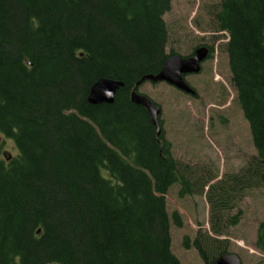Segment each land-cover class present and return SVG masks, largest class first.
Listing matches in <instances>:
<instances>
[{
  "label": "trees",
  "instance_id": "16d2710c",
  "mask_svg": "<svg viewBox=\"0 0 264 264\" xmlns=\"http://www.w3.org/2000/svg\"><path fill=\"white\" fill-rule=\"evenodd\" d=\"M170 10L171 0H0V136L18 149L0 154V264H182L171 238L182 216L166 196L203 192L162 120L158 135L131 99L176 54ZM212 16L257 150L231 180L253 188L264 183V0H219ZM101 78L124 83L111 104L88 100ZM226 185L207 193L213 236L184 238L204 264L229 253ZM255 246L264 254V219Z\"/></svg>",
  "mask_w": 264,
  "mask_h": 264
},
{
  "label": "rangeland",
  "instance_id": "374dc122",
  "mask_svg": "<svg viewBox=\"0 0 264 264\" xmlns=\"http://www.w3.org/2000/svg\"><path fill=\"white\" fill-rule=\"evenodd\" d=\"M218 4L219 0H171V10L164 15L169 28L167 54L188 56L200 44L214 47V55L203 64L202 72L187 79L198 96L182 93L166 82L145 81L139 92L162 109L163 129L172 143L174 157L189 167L192 181L203 192L180 198L179 186L169 190L168 212L178 211L183 223L178 227L172 222V252L182 264H204L196 248L184 246V238L193 241L200 229L213 236L207 193L211 185L227 182L228 190L235 189L230 191L231 202L223 217L227 221L236 217L232 222H237L219 239L228 241L229 253L237 254L242 264H264V254L255 246L264 219V183L258 181L256 187L241 189L231 180L250 169L257 150L249 123L236 101L226 52L228 36L214 29L212 13ZM0 137L2 158L16 156L15 143Z\"/></svg>",
  "mask_w": 264,
  "mask_h": 264
},
{
  "label": "water",
  "instance_id": "95a60500",
  "mask_svg": "<svg viewBox=\"0 0 264 264\" xmlns=\"http://www.w3.org/2000/svg\"><path fill=\"white\" fill-rule=\"evenodd\" d=\"M209 50L207 47H198L192 56L184 57L179 54L170 56L161 71L154 75L144 76L131 93L132 101L143 106L152 118V122L161 134L160 115L161 109L149 97L139 92V87L145 81L154 83L166 82L187 94L194 95L196 91L184 78L185 74H198L202 71V62L207 59ZM124 86L122 81L108 78L99 79L91 88L89 102L92 104H111L115 100L117 91ZM40 232V231H39ZM212 264H242L240 257L235 253H225L219 256Z\"/></svg>",
  "mask_w": 264,
  "mask_h": 264
},
{
  "label": "flooded vegetation",
  "instance_id": "af4514ba",
  "mask_svg": "<svg viewBox=\"0 0 264 264\" xmlns=\"http://www.w3.org/2000/svg\"><path fill=\"white\" fill-rule=\"evenodd\" d=\"M202 46H205V47H207L208 48V50H209V53H208V56H207V59H205L203 62H202V70H203V64L204 63H206L207 61H209L210 59H212V57H213V55H214V47H213V45H211L210 43H208V44H200L199 46H197V47H195V49L192 51V53L191 54H189L188 56H192L193 54H194V52H195V50L198 48V47H202ZM188 56H185V57H188ZM202 72V71H201ZM200 72V73H201ZM200 73H198V74H200ZM198 74H194V73H191V74H185L184 75V78L186 79V81L189 83V81L187 80L188 79V77H190V76H193V75H198ZM190 84V83H189ZM170 85V84H169ZM171 86V85H170ZM191 86V85H190ZM173 87V86H172ZM192 87V86H191ZM175 88V87H174ZM193 88V87H192ZM177 89V88H176ZM194 89V88H193ZM178 90V89H177ZM195 90V89H194ZM178 91H180V92H182V93H185L184 91H181V90H178ZM196 91V90H195ZM185 94H187V93H185ZM187 95H190V96H192V97H197L198 96V92L196 91V93L194 94V95H192V94H187ZM157 104V103H156Z\"/></svg>",
  "mask_w": 264,
  "mask_h": 264
}]
</instances>
